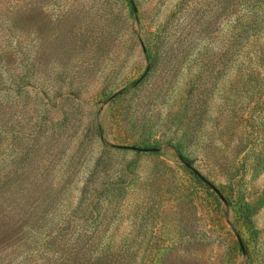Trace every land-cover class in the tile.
<instances>
[{
	"label": "rangeland",
	"instance_id": "1",
	"mask_svg": "<svg viewBox=\"0 0 264 264\" xmlns=\"http://www.w3.org/2000/svg\"><path fill=\"white\" fill-rule=\"evenodd\" d=\"M0 264H264V0H0Z\"/></svg>",
	"mask_w": 264,
	"mask_h": 264
}]
</instances>
